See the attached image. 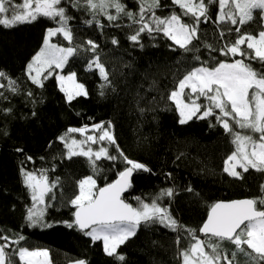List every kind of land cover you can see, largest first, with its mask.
I'll return each mask as SVG.
<instances>
[{"label":"trees","instance_id":"obj_1","mask_svg":"<svg viewBox=\"0 0 264 264\" xmlns=\"http://www.w3.org/2000/svg\"><path fill=\"white\" fill-rule=\"evenodd\" d=\"M122 2L128 10L138 11V0ZM14 3L20 4L22 0H14ZM160 3L162 6L156 10L157 15L176 12L185 22H191L172 0H160ZM60 6L66 9L67 15L74 17L69 22L74 40L70 45L57 35L53 41L69 47L94 40L100 46L96 53L109 72L112 85L104 89L102 97L100 85L103 81L98 70H87L93 53L81 47L62 69H55L53 75L43 81V87L36 86L27 74V66L40 50L47 30L57 24L39 16L35 21L13 27L0 25V72L5 74L0 78V84L5 85L0 88L3 93L0 96V235L12 239L24 236L25 239L12 248L46 249L50 264L76 260H84L86 264H182L179 252L193 242L183 230L173 232L160 224H142L136 235L117 249L118 254L125 257L120 261L105 254L102 241L93 242L77 227L67 226L66 222L74 220L75 209L70 200L79 192L77 182L80 179L92 175L98 189L113 183L118 173L130 166L122 159H101L94 172L86 157L66 159L67 149L58 137L66 136L70 127L111 121L117 143L125 155L151 169L150 172L138 170L133 173L132 187L122 197L125 202L135 207L138 204L136 197L150 202L161 189L173 188L175 195L171 200L165 197L161 203L169 207L181 225L196 230L198 237L207 239L200 235L199 228L210 206L220 201L264 199L261 189L264 172L238 170L242 173L239 179L225 173L224 160L235 150L232 136L216 123L215 116L202 120L193 117L181 125L176 105L168 97L178 80L192 68L202 64L215 67L220 61L232 62L241 58L219 53L225 41L235 40L234 26L213 23L218 4L210 6L211 20L200 24V39L194 41L199 51L186 53L163 33L152 36L143 33L140 37L143 47L134 44L128 37L137 26L126 16L117 22L119 27L110 26L101 16V23L105 25L101 30L95 24L84 23L91 16L83 6L75 8L69 0H62ZM110 11L114 13V9ZM261 14L259 9L254 10L253 21L245 24L243 31L258 33L263 25ZM221 30L226 33L224 39L220 37ZM113 37L119 41L118 45L111 43ZM206 45H212L216 51ZM196 56L200 59H195ZM252 63L255 68L261 67L259 62ZM57 73H75L76 82L85 86L87 96H77L67 102L57 84ZM9 79L16 82L15 93L7 87ZM29 92L32 96L27 95ZM201 100L206 104L204 98ZM210 124L214 126L210 127ZM234 130L258 138V134L248 130L235 126ZM106 146L112 155L118 156L115 146ZM28 157L32 159L28 160ZM22 167L26 171L47 170L52 181L59 178L53 190L55 199L46 197L51 206L45 210V226L30 227L26 219L33 202L21 175ZM189 187L191 192L187 191ZM257 208L264 210V205L258 203ZM178 235L181 237L179 244L176 242ZM222 247L229 256L235 251V246L227 241ZM7 252L11 253L12 249ZM12 260L13 264H20L19 257L14 254ZM237 262L249 264L248 258L240 253Z\"/></svg>","mask_w":264,"mask_h":264},{"label":"snow or ice","instance_id":"obj_2","mask_svg":"<svg viewBox=\"0 0 264 264\" xmlns=\"http://www.w3.org/2000/svg\"><path fill=\"white\" fill-rule=\"evenodd\" d=\"M61 3L62 0H22V3L16 4L14 0H0V25L13 27L18 23L35 21L39 16L52 19L57 27L47 30L44 48L28 65L30 80L36 86L43 87V81L53 74L50 69L53 66L62 69L69 57L76 55L83 47L84 50L93 53L92 58L88 60L87 70H98L103 81L100 85V95L103 97L104 89L111 87L112 81L96 53L99 44L91 39L85 41L84 45L69 47H61L50 42L51 38L57 35H62L70 45L74 40L73 29L69 23L74 17L67 15L66 9L60 6ZM69 3L75 8L83 6L88 11L91 19L85 20L84 23L89 26L95 24L102 30L105 25L101 23L100 17L103 16L110 26L119 27L117 22L122 16H126L132 25L137 26L134 33L128 37L134 44L143 47L140 43L143 33L150 36L154 33H163L186 53L199 51L194 41L200 39V24L211 20L210 6L218 4L215 20L212 22L217 25L230 23L236 33L235 40L225 41L219 53L225 57L241 58L232 62L220 61L215 67L202 64L192 68L178 80L168 98L176 105L181 125L188 123L193 117L202 120L215 116L216 123L225 133L232 136L235 150L224 160L225 173L239 179L242 173L237 169H242L245 173L249 169L264 172V25L255 34L243 31V26L253 21L254 10H261L260 19L264 20V0H172V3L181 9L184 17L191 18V22H185L176 12L167 16L157 15L156 10L162 6L160 0H138L139 8L136 12L128 10L122 0H69ZM112 9L114 13L110 11ZM231 31L232 29H229V32ZM225 35L226 33L221 30V39H224ZM111 43L118 45L119 41L113 37ZM206 47L216 51L212 45ZM195 59L199 60L200 57L196 56ZM252 62H259L261 67H253ZM4 76L5 74L0 72V78ZM56 79L60 91L65 93L67 102L70 103L77 96H87L85 86L76 82L75 73L68 76L57 75ZM67 82L71 83V89L66 87ZM3 87L5 85L0 84V88ZM7 87L13 93L17 91L16 82L10 79ZM112 90L115 91L114 88ZM27 95L32 96V93L29 92ZM0 96H3L2 92ZM201 97L207 101L206 104L197 102ZM186 99L190 102H185ZM5 111L10 112L11 109ZM234 126L258 134V138L243 131H235ZM113 127L111 121L79 128L70 127L67 130L68 134L80 133L84 139L58 137L67 149L66 159L71 160L75 156L86 157L94 172L98 170L97 161L101 159L111 161L122 159L130 166L120 171L118 179L105 187L97 189V182L92 175L77 182L79 192L70 200L75 209L74 220L66 222L69 228L78 227L93 242L103 241L105 254L109 257L115 256L120 261L125 257L118 254L117 249L134 237L142 224H160L173 232L183 230L191 237L193 242L179 252L182 264H238V253L246 256L249 264H264V210L257 208L258 203L264 205V199H240L212 204L206 220L199 228V233L207 239L198 237L196 230L181 225L169 207L161 203L165 197L171 200L175 195L173 188L161 189L150 202L136 197L138 204L134 207L125 202L122 194L132 187L131 177L134 172L138 170L150 172L151 169L125 155L117 143ZM94 144H100V147L93 149L91 145ZM106 145L115 146L118 156L112 155ZM21 175L33 202L27 211L28 224L30 227L45 226V210L51 206L46 202V197L51 196L55 199L53 190L57 187L59 178L52 181L49 180L47 170L26 171L23 167ZM261 189L264 190V185H261ZM187 191L191 192L192 188L189 187ZM24 239L22 235L15 239L0 235V241H3L0 243V264H13V254L19 257L20 264H42L37 258H46L48 256L46 250H29L22 246L12 248ZM180 240L181 237L178 235L177 244ZM225 241L235 246V251L231 252L230 256L222 247ZM9 249H12L11 253L7 252ZM76 264L86 262L78 260Z\"/></svg>","mask_w":264,"mask_h":264},{"label":"rangeland","instance_id":"obj_3","mask_svg":"<svg viewBox=\"0 0 264 264\" xmlns=\"http://www.w3.org/2000/svg\"><path fill=\"white\" fill-rule=\"evenodd\" d=\"M261 11V10H260ZM263 25H264V20H263ZM46 34H47V32H46ZM46 34H45V36H46ZM60 36H62V35H60ZM54 37H56V36H54ZM54 37H52L51 38V40H50V42L51 43H54V44H57V43H55L54 41H53V38ZM63 37V36H62ZM45 38V37H44ZM58 45V44H57ZM60 46V45H59ZM61 47H63V46H61ZM42 48H44V40H43V44H42V46H41V48H40V50L32 57V59L30 60V62H29V64L30 63H32V61H33V58L41 51V49ZM28 64V65H29ZM60 70V68H55L54 66H53V68L52 69H50V71H52V73H53V71L54 70ZM27 74H28V66H27ZM33 75H35V73L33 72ZM53 75V74H52ZM57 75H62L61 73H57L56 75H55V78H56V76ZM69 75V74H68ZM68 75H63V76H68ZM56 81H57V79H56ZM57 84H58V81H57ZM58 86H59V84H58ZM66 87H68L69 89H71V87H72V85H71V83L70 82H67L66 83ZM60 88V87H59ZM64 93V92H63ZM65 94V93H64ZM202 97L197 101L198 103H201V104H203V102H202ZM205 101V100H204ZM185 102H190V101H188L187 99H186V101ZM206 103H207V101H205ZM205 104V103H204ZM177 112H178V110H177ZM217 113H218V110H217ZM178 115H179V118H181L180 117V114H179V112H178ZM89 134H91V133H89ZM66 136L67 137H69V138H75V139H77V140H83L84 139V136H82L80 133H71V134H66ZM91 147L93 148V149H98L99 147H100V144H94V145H91ZM237 170H242V169H237ZM103 242V241H102ZM34 250H46V249H34ZM47 251V250H46ZM48 252V251H47ZM40 262H42V264H50V259H49V253H48V256L45 258V257H39V258H37ZM181 262H182V260H181Z\"/></svg>","mask_w":264,"mask_h":264},{"label":"water","instance_id":"obj_4","mask_svg":"<svg viewBox=\"0 0 264 264\" xmlns=\"http://www.w3.org/2000/svg\"><path fill=\"white\" fill-rule=\"evenodd\" d=\"M118 179V177L116 178V180ZM115 180V181H116ZM114 181V182H115ZM126 192V191H125ZM125 192L122 194V197H123V195L125 194ZM240 200V199H239ZM228 202V201H227ZM207 218V217H206ZM73 219H74V216H73ZM206 220V219H205ZM78 228V227H77ZM201 236H202V234H200ZM76 261H78V260H76ZM76 261H73V262H69V263H67V264H76Z\"/></svg>","mask_w":264,"mask_h":264}]
</instances>
